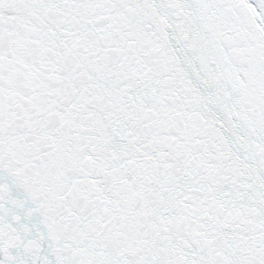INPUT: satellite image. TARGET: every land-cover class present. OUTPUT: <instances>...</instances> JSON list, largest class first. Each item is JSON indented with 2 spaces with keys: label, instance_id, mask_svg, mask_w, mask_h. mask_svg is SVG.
<instances>
[{
  "label": "snow or ice",
  "instance_id": "snow-or-ice-1",
  "mask_svg": "<svg viewBox=\"0 0 264 264\" xmlns=\"http://www.w3.org/2000/svg\"><path fill=\"white\" fill-rule=\"evenodd\" d=\"M0 264H264V0H0Z\"/></svg>",
  "mask_w": 264,
  "mask_h": 264
}]
</instances>
